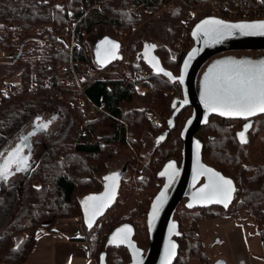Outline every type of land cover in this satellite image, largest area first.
<instances>
[{
	"label": "trees",
	"instance_id": "obj_1",
	"mask_svg": "<svg viewBox=\"0 0 264 264\" xmlns=\"http://www.w3.org/2000/svg\"><path fill=\"white\" fill-rule=\"evenodd\" d=\"M158 1L0 0V44L3 49L11 48L10 40L14 32L34 27H41L48 39L45 50L38 45L25 47L15 67L0 70V86L3 78L18 77V83L9 92L11 99L4 102L6 96H0L3 102L0 107V152L27 123L31 111L41 113L48 105H60L65 107L67 113V121L61 132L46 144L39 159L26 171L27 175L25 171L22 173L24 180L22 178L19 185L21 190L13 187L0 194V212H6L18 203L20 207L11 221H0V264H23L34 247L37 234L41 231L52 232L54 223L65 218H79L81 239L87 245L93 264H99L103 253L105 264L130 263L128 251L122 247L107 246V238L119 226L133 225L137 214L139 220H147L164 181L163 177H159L160 171L173 155L182 157V132L192 113L191 108L185 106L173 118L174 109L169 96L173 83L155 73L144 61L137 60L138 53L147 45V41L140 36L144 25L149 22L145 11L156 9ZM216 1L233 8L238 1L244 0ZM262 1L260 10L264 12ZM251 3L254 6L255 0H251ZM88 6L90 10H87ZM189 11L183 3H175L172 11L161 18L168 23L167 45L155 46L154 53L163 69L174 76L179 75L187 53L185 49H175L174 45L180 37L179 24ZM207 12L192 21L189 30L201 19L214 14L213 11ZM132 26L140 27L130 40V69L145 71L150 76L145 83L149 88L148 95L139 99L144 107L129 109L135 94L111 74H104L93 81L87 78L82 93L64 92L62 99L43 94L30 96L26 92L28 84L40 85L47 80H53L57 86L64 85L67 78L61 72V67L68 63L70 51L79 75L86 74L90 67L97 71L112 69L116 60L106 66L94 62L93 47L86 36L99 28L105 29L106 36L119 44L118 33L127 37ZM2 32H6L4 37L1 36ZM188 38L192 39L191 33ZM59 45L60 50H56ZM78 100H82V103L79 104ZM146 108L157 112L161 117L160 125L149 124L145 116ZM91 110L96 115H91ZM237 121L210 116L196 132L195 138L201 144V161L232 181L234 197L227 208L214 205L197 207L193 204L186 208L184 205L188 211H199L191 218L181 216L177 208L173 218L177 231L172 235L177 245V255L173 264H209L197 226L212 218L213 215L206 217L209 209L218 208L224 212L233 203L238 215L248 209L245 214L254 217L264 252V162H260L256 168L242 169V158L245 159L244 155L247 154L244 151L254 141L264 146V135L252 136L247 145L241 144L236 133L240 128ZM263 122H254L253 130L260 131ZM103 127L107 132L102 133ZM145 129H149L157 138L164 135L163 141L155 143L151 153V162L155 159L158 166L154 179L161 184H154L153 172L149 176L142 174L141 178L138 177L140 186L143 183L146 185V188L139 187L142 192L146 191L144 206L134 208L135 213H128L119 200L121 178L119 191L108 210L117 213L116 217L108 221L105 214L89 228L83 216L82 199L103 191L107 160L122 155L123 148H135L139 152ZM232 152L233 155H230ZM127 190L130 189L127 187ZM4 225L6 227L2 229ZM148 233V226L134 227L132 241L138 249H147Z\"/></svg>",
	"mask_w": 264,
	"mask_h": 264
},
{
	"label": "water",
	"instance_id": "obj_2",
	"mask_svg": "<svg viewBox=\"0 0 264 264\" xmlns=\"http://www.w3.org/2000/svg\"><path fill=\"white\" fill-rule=\"evenodd\" d=\"M212 20H219L225 24L263 22H227L214 16H209L201 19L193 26L191 30L193 47L184 56L181 63L179 75L177 76H174L170 72L163 69L158 58L155 56L154 45H150V47L148 46L146 50H144V47V51L142 50L137 55V59L139 60V58L142 56L145 63L148 64L155 73L160 74L167 78L170 82L178 83L181 86L183 100H181L180 102L173 101L171 103V106L174 109L173 118L177 114V112L185 106L190 107L192 113L190 118L187 120L182 132V157L180 166H177L176 162L174 160H171L163 166L162 170L159 173V177H163L166 182L174 179V183L167 199L165 200L163 206L156 215V218L153 220L152 224L149 220L150 214L147 215V221L150 225L148 233L149 246L144 256L141 257L142 251L138 249L132 241L134 228L130 224H123L114 229L107 238V246L122 247L128 251L131 259V262L129 264H173L177 255L176 243L169 240V237L177 231V223L173 220V216L179 204L185 198L189 186L196 185L202 178L204 179V183L191 193L188 205L190 206L194 204L197 207H207L211 205L224 207L223 204L203 202L196 198V194L199 192V190L209 185L210 183V173L205 172L204 169H209L211 170V172L218 173L220 176H222V174L206 166L201 161V144L195 138V133L210 116L215 115L221 118L242 119L229 118L226 116H220L216 112H210L205 106L207 86L215 75L232 70L233 65L228 62L236 60H233V58L230 57L228 53L239 51H264V35H243L239 32H233L231 36H226L223 39L216 40L210 33H206L205 31V29L210 28L211 25H205L204 28H201V25H204L205 21ZM201 36L207 38V43L204 46L202 45ZM114 45L116 47H114ZM118 51V42L106 36L98 41L93 47L92 53L94 62L99 66H106L119 58ZM221 55L223 56L220 57ZM165 73H168L170 75H165ZM173 118L171 120H173ZM172 123L173 122L171 121V126ZM244 128L245 126L243 127L242 131H244ZM241 132L237 133V138L239 141V133ZM245 138L248 143L249 139L247 137ZM163 139L164 135L158 137L156 139V143L158 144L162 142ZM197 145H199V148H197ZM16 150H14V152H12L8 156L7 162L13 161V154L16 152ZM28 150L30 151V147L28 148ZM169 165H173L174 168H169ZM120 180L121 177L119 174H109L103 178V191L100 194L90 195L82 199L81 205L83 209V216L86 222L91 217V206L94 203L92 201H88L87 198L104 197L105 194L109 191H114V198L107 206L103 208L102 212L96 215L93 219V223H95L97 220L102 218L112 207L114 199L120 188ZM232 187L234 188L233 183ZM233 197L234 191L232 193V199L228 203V206L233 202ZM173 225H175V228H173ZM120 229H131V231L127 234L128 239L124 243H121L118 239L116 241H113V236ZM173 244L175 245V249L172 250L173 254L171 255V257H169L168 253L170 251L171 245ZM104 255L105 254L103 253L100 256L99 264H105ZM215 264H224V261H217Z\"/></svg>",
	"mask_w": 264,
	"mask_h": 264
},
{
	"label": "rangeland",
	"instance_id": "obj_3",
	"mask_svg": "<svg viewBox=\"0 0 264 264\" xmlns=\"http://www.w3.org/2000/svg\"><path fill=\"white\" fill-rule=\"evenodd\" d=\"M212 1L216 0L191 1L193 9L190 13L187 14V17L185 19H188L189 15L191 16V14L194 15V20H196L199 16L206 15L208 13L207 11H211V6L208 2ZM147 18L149 22H147L146 26L144 25V30L140 33V36L143 38L142 40L147 41L146 44L151 43V45L154 44L157 47L167 45V21L162 20L161 18L157 20L151 19L149 17ZM139 27L140 26L137 27L136 31L133 34L130 31L129 36L127 37L126 34L122 35L123 39H121L129 43V48L131 42L130 40L133 36H135V33L137 32ZM103 35H107L106 30L99 28L92 34L87 35L86 40L90 44V46L94 47L96 42ZM201 41L202 45L204 46L207 43V38L201 36ZM255 54L258 53H252L251 55ZM17 63L14 66L8 67H15ZM146 77L147 79L145 83L147 84L150 77L149 74H147ZM10 78H13V76H10L7 79ZM147 91L149 92L148 87ZM148 92L145 96L148 95ZM133 94H135L136 97L134 96L133 102L128 108L131 109L133 107H144L139 99L145 96H139L134 92ZM89 113L91 115H96V112L93 110H91ZM145 116L150 125L158 126L161 124V117H159L157 112H155L154 110L148 111V108H146ZM66 121L67 113L65 111V107L60 105H48L41 113L31 111L27 123L21 127V130L18 131L17 134L1 150L0 161L1 155L7 154L8 152L16 148L18 146V142H20V137L22 135L25 136L30 133L33 129L34 124L40 125L48 123V126L43 133H37L34 137H31V151L26 150V147H29V144H26L27 146H25L24 151L29 153V160L31 161V163L35 162L39 159L46 144L50 140H53L61 132V129ZM102 129V133L107 132L105 130V127H103ZM156 138L157 137H155V135H152L150 133L149 129H145V131L142 133V143L141 148L138 149L139 152H137L135 148H123L122 155L116 157L115 159L112 158L107 160L105 176L116 173L119 174L123 179L122 186L120 188L121 197L119 200H121L122 207L128 213H135L134 208H140L141 206H144L143 196L146 194V191L142 192L139 187L146 188V185L143 183V185L140 186L137 178H141L142 174H146L149 176L151 175V172H153L152 177L154 179V171L155 169L157 170L158 166L155 159H153L151 162V153L155 146ZM234 152L230 153V155H233ZM244 152H246L247 154L244 155L245 159L242 158V169L249 170L252 168H256V166L260 165V162H264V146H262L261 144L259 145L258 142L254 141L252 145L246 148V151ZM20 156L22 157L23 155ZM172 160L180 164L181 157L173 155ZM15 171L18 173L15 176V180H13V183L17 184V188L21 190V187H19V185L22 182L23 177L20 176V173H23V171ZM10 173L11 172H9V174ZM249 174H252L251 171ZM170 182L173 183V180H171ZM154 184L158 186L161 184V182H158L154 179ZM127 187L130 190H127ZM168 192L169 189L164 187L163 190L158 194L157 198L153 201L149 213V220L151 221V224L156 218V215L160 211L165 200L167 199ZM188 204V201H183V203L179 206L178 213H180L181 216L191 218L199 211H188L187 209H185V207L188 208ZM154 206H158L159 209L156 212L155 216H153ZM18 208H20L19 203L17 205L9 207L8 211L5 209L7 213L0 212V221H5L7 219L8 221H11L14 218ZM247 211L249 210L245 209L242 212H239L240 214L238 215V211L235 210L233 203V205L227 211L222 212V210L218 208H212L206 212V217H210L211 215L213 216L211 219H206L203 222L199 223L197 226V231L201 237L200 239L204 246V251L209 260V264H215L217 261H224V264H239L240 258L244 259L245 264H264V252L258 235V225L252 215L248 216L245 214V212ZM106 214V218L108 221L113 219L117 215V213H115L114 211H107ZM138 218L139 217L137 214V216L133 220L134 227H136L137 225H146V220H139ZM5 227L6 225H4L2 229H4Z\"/></svg>",
	"mask_w": 264,
	"mask_h": 264
},
{
	"label": "built area",
	"instance_id": "obj_4",
	"mask_svg": "<svg viewBox=\"0 0 264 264\" xmlns=\"http://www.w3.org/2000/svg\"><path fill=\"white\" fill-rule=\"evenodd\" d=\"M191 1L197 0H168L166 2L160 0L157 2V8H149L145 12L147 17L157 20L160 19L164 14L172 11L175 3H183L186 5L190 11L193 7ZM211 6V11H213L214 17L220 18L227 22H251V21H263L264 22V12H261L262 0H255L254 6H252L251 0L238 1L236 5L231 8L223 3L212 1L208 2ZM94 8L98 9V6ZM91 7L88 6L87 10H90ZM194 15H189L188 19H183L179 24L180 37L174 45L175 49L183 51L184 49L187 52L193 47V40L188 38L189 33H191L192 21L194 20ZM138 26H132L131 33L133 34ZM133 31V32H132ZM6 32H2L1 36L4 37ZM119 35V58L117 63L112 69L107 71H97L94 67L87 69L86 74L79 75L76 70V63L72 58V51L69 53L68 63L61 67V72L66 76L67 81L62 86L54 85L53 80L44 81L42 84L37 85L28 84L26 89L27 93L30 96H37L39 94L47 95L49 97H55L57 99H62L64 92H74L82 93L84 89V83L87 81V78H91L92 81L104 74L115 75L117 79L125 84L130 92H134L139 96H145L147 94V87L145 81L147 79V72L141 70H131V50L129 48V43L122 40L121 32ZM122 38V39H121ZM11 48L5 50L0 44V69L8 66H14L20 56L22 55L23 49L32 45H38L42 49H46L48 45V39L41 27H34L26 31H17L14 32L10 40ZM73 45V41H72ZM60 50V45L55 48ZM17 84V78L13 79H3L0 86V96H6L4 102H7L11 99L9 92L13 90V87ZM169 96L171 103L173 101L180 102L183 100L182 89L178 83H174L169 90ZM78 103L81 104L82 100H78ZM3 102L0 101V107Z\"/></svg>",
	"mask_w": 264,
	"mask_h": 264
},
{
	"label": "snow or ice",
	"instance_id": "obj_5",
	"mask_svg": "<svg viewBox=\"0 0 264 264\" xmlns=\"http://www.w3.org/2000/svg\"><path fill=\"white\" fill-rule=\"evenodd\" d=\"M205 25H211L206 28V33H210L216 40L231 36L233 32H239L243 35L259 34L264 35V22L257 23H241V24H225L219 20L205 21L201 28ZM114 47H116L114 45ZM233 65L232 70L215 75L207 86L205 106L210 112H216L220 116L229 118H249L264 114V61L259 64H253L247 61L228 62ZM162 71V70H161ZM165 75H170L165 73ZM186 102V101H185ZM42 128H47V125H41ZM251 125L246 124L244 131L239 133L241 143H247L245 132ZM199 148V145H197ZM20 149H17L13 154V158L17 163V171H21L20 165L27 167V161L19 155ZM169 168H174L169 165ZM210 173L209 185L201 188L196 194V198L203 202L223 204L227 208L228 203L232 199L234 188L232 181L225 179L218 173L211 172L209 169H204ZM174 174V173H173ZM9 176V165L5 164L0 168V180H7ZM114 179V178H112ZM114 198V191H109L104 197H88V201L92 204L91 217L87 220L88 227H92L93 219L100 214L105 206H107ZM87 203V201H86ZM158 206H154L153 216L158 211ZM175 228V225H173ZM131 229H120L114 236L113 241L117 239L124 243L128 239V233ZM175 245H171L168 253L169 257L173 254L172 250Z\"/></svg>",
	"mask_w": 264,
	"mask_h": 264
},
{
	"label": "crops",
	"instance_id": "obj_6",
	"mask_svg": "<svg viewBox=\"0 0 264 264\" xmlns=\"http://www.w3.org/2000/svg\"><path fill=\"white\" fill-rule=\"evenodd\" d=\"M150 45L147 44L144 50ZM139 60L144 61V58L141 56ZM81 238L79 218L59 219L54 223L52 232L37 234L34 247L23 264H93L87 245Z\"/></svg>",
	"mask_w": 264,
	"mask_h": 264
},
{
	"label": "flooded vegetation",
	"instance_id": "obj_7",
	"mask_svg": "<svg viewBox=\"0 0 264 264\" xmlns=\"http://www.w3.org/2000/svg\"><path fill=\"white\" fill-rule=\"evenodd\" d=\"M252 53H258V54H255V55H251ZM228 55L230 57L233 58V60H236V61H247V62H251L253 64H259L261 61H264V51H239V52H232V53H228ZM223 55H221L220 57H222ZM202 73V72H201ZM200 73V74H201ZM199 74V75H200ZM257 120H264V114H261V115H258V116H255L253 118H249L248 120H245V119H238V123H240V128L237 130L236 133L238 132H241L243 127L248 124V125H251V127L248 128V131L246 132V135L245 137H247L250 141V138L252 136H257V137H260L261 134H263L264 132V126L260 129V131L256 132L255 130H253V123L256 122ZM47 126H48V123H45ZM45 124H40V125H37V124H34L33 125V129L30 133H28L27 135L25 136H21L20 137V142H18V146L16 148H14L12 151L8 152L7 154H2L1 155V161H0V168H3L5 166V164H8L9 165V172H11L8 176V179L7 180H0V192H5L8 188H15L18 189L17 187V184H14L13 183V180H15V176L17 175L18 172H16L15 170L17 169V163L15 161V159H13L12 162H7V158L8 156L14 152V150L16 149H20V153L19 155H23L22 157L27 161V167L24 168V165H20L21 171H27L30 167H31V161L29 160V153L28 152H25L24 149H25V146H27L26 144H29V147H30V151H31V148H32V143H31V137H34L37 133H43L44 130L46 128H42L41 125H45ZM196 135V133H195ZM248 141V143H249ZM247 143V144H248ZM246 144V145H247ZM29 147H26V150H28ZM176 165L177 166H180V164H178L176 162ZM20 171V172H21ZM24 172V173H25ZM22 175V173H20V176ZM27 175V172L26 174ZM107 176V175H106ZM173 183H174V179H173ZM173 183H171L170 181L166 182L165 179L161 185V189L159 191V193L163 190L164 187L168 188L169 189V192L172 188V185ZM204 183V179L202 178L196 185L194 186H189L188 188V191L186 193V196L185 198L181 201V203L179 204V206L183 203V201H190V196H191V193L193 191H195L196 188H198L200 185H202ZM169 192H168V195H169ZM194 205V204H193ZM178 206V207H179ZM174 218V216H173ZM146 225L145 226H148V228L150 227V225L148 224V221L146 220L145 221ZM140 226H144V225H140ZM174 234V233H173ZM172 234V235H173ZM172 235L169 237V240L170 241H173V238H172ZM149 246V245H148ZM148 248V247H147ZM147 250V249H146ZM146 250H141L142 251V255L141 257L144 256ZM131 262V261H130Z\"/></svg>",
	"mask_w": 264,
	"mask_h": 264
},
{
	"label": "bare ground",
	"instance_id": "obj_8",
	"mask_svg": "<svg viewBox=\"0 0 264 264\" xmlns=\"http://www.w3.org/2000/svg\"><path fill=\"white\" fill-rule=\"evenodd\" d=\"M239 264H245V262H244V259H243V258H240V259H239Z\"/></svg>",
	"mask_w": 264,
	"mask_h": 264
}]
</instances>
